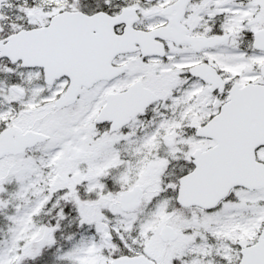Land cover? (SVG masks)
Instances as JSON below:
<instances>
[{
  "label": "snow or ice",
  "instance_id": "obj_1",
  "mask_svg": "<svg viewBox=\"0 0 264 264\" xmlns=\"http://www.w3.org/2000/svg\"><path fill=\"white\" fill-rule=\"evenodd\" d=\"M0 264H264V0H0Z\"/></svg>",
  "mask_w": 264,
  "mask_h": 264
}]
</instances>
